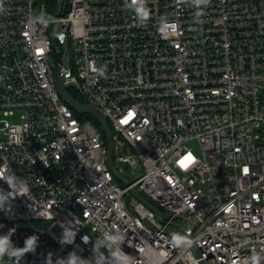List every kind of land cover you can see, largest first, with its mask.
<instances>
[{"label":"built area","instance_id":"2783aa9c","mask_svg":"<svg viewBox=\"0 0 264 264\" xmlns=\"http://www.w3.org/2000/svg\"><path fill=\"white\" fill-rule=\"evenodd\" d=\"M47 3L0 0V114H19L0 118V169L26 185L0 210V234L15 228L17 247L38 237L20 264H45L49 253L55 264L71 251L91 258L113 225L135 264H250L254 253L264 264V0H210L198 19L182 0H148L144 25L124 0H63L53 19ZM59 70L106 115L116 167L136 175L118 168L129 186L109 169L104 132L63 101ZM67 222L77 234L62 245Z\"/></svg>","mask_w":264,"mask_h":264},{"label":"clouds","instance_id":"9594fccd","mask_svg":"<svg viewBox=\"0 0 264 264\" xmlns=\"http://www.w3.org/2000/svg\"><path fill=\"white\" fill-rule=\"evenodd\" d=\"M183 3L189 7L196 9L194 17L198 19L202 16L203 9L210 4V0H182ZM148 0H124V8L135 14L137 22L141 25L146 24L151 18V10L147 7ZM4 11L0 5V13ZM35 19L47 24L49 19L45 14L41 13ZM158 31L161 35H167L171 32L172 25L169 23L166 16L160 17L157 23ZM103 74V73H101ZM7 171V175L4 173ZM0 180L7 183L10 190L0 188V210L10 212L12 208V201L18 196H25V182L17 179L15 174L8 169H0ZM62 234L59 242L63 244H72L75 240L77 230L76 227L69 222L62 223ZM15 232V228H11L5 234H0V260L5 256L13 258L14 264H20L21 259L29 252H35L38 237L36 235L28 236L24 241L23 247L14 246L11 236ZM83 243H89L90 238L84 235ZM125 237L116 229L115 225L109 231L103 232L102 235L94 241L92 247L91 258H83L76 251H71L66 257H57L55 264H135L133 257L123 251L121 245ZM174 243L178 246L187 245L188 241L182 237H175ZM104 249L105 251H101ZM261 257L255 253L250 257V264H260ZM45 264H53L52 253H49Z\"/></svg>","mask_w":264,"mask_h":264},{"label":"water","instance_id":"95a60500","mask_svg":"<svg viewBox=\"0 0 264 264\" xmlns=\"http://www.w3.org/2000/svg\"><path fill=\"white\" fill-rule=\"evenodd\" d=\"M63 0H58L57 4V15H60L61 9H62ZM64 52H68V42L65 41L63 44ZM69 68V67H67ZM59 70L57 73V88L63 98V101H65L70 107H72L75 110L86 112L87 114L92 115L96 121L99 123V125L102 128V131L104 132L106 136L107 146H108V152H107V164L109 166V169L113 171L115 176L122 181L126 186L130 185V181L128 178H126L124 175H122L118 168L115 165L114 158H113V150H114V135L113 130L110 127L107 117L102 111L94 106L88 105L82 101H80L78 98L73 96L67 87H65V76L60 73ZM132 194L136 196L139 200H141L143 203H145L150 209H152L159 217L160 219L163 218L164 213L162 212V209L159 208L157 205L146 199L136 188L131 189ZM189 225V222H186L184 225L181 226L182 230H185V228ZM195 251L197 252V255H200L199 251L196 247H194ZM202 264H206V262H202Z\"/></svg>","mask_w":264,"mask_h":264},{"label":"rangeland","instance_id":"374dc122","mask_svg":"<svg viewBox=\"0 0 264 264\" xmlns=\"http://www.w3.org/2000/svg\"><path fill=\"white\" fill-rule=\"evenodd\" d=\"M56 14H57V8H55V10L52 12H50L49 13V16L50 17H48V18H54V17H56ZM49 32V36H50V38L52 39V41H53V46L54 47H56L57 48V52H55L51 57V60L52 61H55V63L56 64H58V62H59V59H58V57H56L55 55H56V53L59 55V53H58V51L60 52H62V46L61 45H58V43H56V40H57V34L55 33V23L54 22H52V24H51V27H50V30L48 31ZM55 56V57H54ZM77 113L78 114H80V113H82L81 111H78L77 110ZM19 114H17L16 113V115L15 116H10V117H8V118H6V117H3V115L2 114H0V118L2 119V118H6V119H9V121L10 122H18L19 121ZM188 145H189V147L190 148H192L194 151H195V153H197V154H199V144H198V142L196 141V140H191L190 142H188ZM118 168L119 169H124V173L131 179V180H134L135 178H136V175H132L131 174V172H130V170L128 169V167H127V165H121V164H118ZM117 180H118V182L120 183V184H123V182L122 181H120L118 178H117ZM144 222L145 223H147V220H144Z\"/></svg>","mask_w":264,"mask_h":264},{"label":"trees","instance_id":"16d2710c","mask_svg":"<svg viewBox=\"0 0 264 264\" xmlns=\"http://www.w3.org/2000/svg\"><path fill=\"white\" fill-rule=\"evenodd\" d=\"M47 2H48L47 4L49 5V10L53 12L55 10V8H57L58 0H47ZM68 90L70 91V93L73 96L78 98L80 101H83V99L78 95V93L76 91L73 90V88H68ZM74 111L77 113L76 110H74ZM80 115L82 116L83 119L91 120L102 131L101 126L99 125V123L96 121V119L92 115L87 114L86 112H82V113H80ZM103 136L105 139L106 137L104 134H103Z\"/></svg>","mask_w":264,"mask_h":264}]
</instances>
